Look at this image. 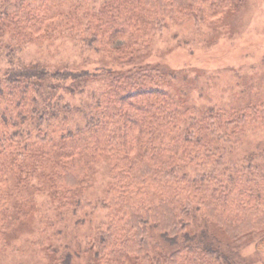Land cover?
<instances>
[{"label": "trees", "instance_id": "16d2710c", "mask_svg": "<svg viewBox=\"0 0 264 264\" xmlns=\"http://www.w3.org/2000/svg\"><path fill=\"white\" fill-rule=\"evenodd\" d=\"M242 2L2 0L0 230L12 193L27 216L35 194L81 209L93 167L106 163L111 180L94 206L105 226L86 264H248L242 249H264V164L250 154L220 167L232 143L264 130V103L183 108L145 61L167 21L218 26ZM59 39L95 54L94 68L21 60L29 44ZM87 91L90 104L73 102ZM45 251L50 264H71L68 250Z\"/></svg>", "mask_w": 264, "mask_h": 264}, {"label": "rangeland", "instance_id": "374dc122", "mask_svg": "<svg viewBox=\"0 0 264 264\" xmlns=\"http://www.w3.org/2000/svg\"><path fill=\"white\" fill-rule=\"evenodd\" d=\"M239 7L221 25L167 21L153 37L145 61L160 67L166 89L181 107L201 112L208 107L240 108L264 103V0H243ZM20 58L50 67L86 60V67L94 68L97 62L95 54L83 51L68 39L33 42ZM5 68V62L0 60V73ZM73 102L90 104V91ZM250 154L255 156L254 163L264 164V130L249 132L232 143L220 167L239 165ZM110 180L108 165H95L80 199L83 207L77 211L60 210L43 193L33 195L35 208L27 216L28 208L12 193L0 230V264H50L45 251L48 247L56 250L57 256L68 250L73 256L71 264H86V245L96 236L97 228H104L107 213L94 207L95 202L104 196ZM8 187L13 189L10 179ZM19 211L26 215L21 221ZM149 241L155 244L159 239L152 233ZM240 255L248 264H264V249L255 244L242 249Z\"/></svg>", "mask_w": 264, "mask_h": 264}]
</instances>
